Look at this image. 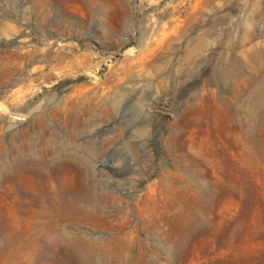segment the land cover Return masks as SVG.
I'll list each match as a JSON object with an SVG mask.
<instances>
[{"label": "rangeland", "instance_id": "obj_1", "mask_svg": "<svg viewBox=\"0 0 264 264\" xmlns=\"http://www.w3.org/2000/svg\"><path fill=\"white\" fill-rule=\"evenodd\" d=\"M65 102L81 130L48 115L45 147L87 159L99 211L68 228L92 251L32 264H264V0H0V226Z\"/></svg>", "mask_w": 264, "mask_h": 264}, {"label": "bare ground", "instance_id": "obj_2", "mask_svg": "<svg viewBox=\"0 0 264 264\" xmlns=\"http://www.w3.org/2000/svg\"><path fill=\"white\" fill-rule=\"evenodd\" d=\"M120 79L122 78L110 81L105 78L104 82L111 85L121 81ZM71 108V103L65 102L60 107L41 111L33 117L30 123L33 128H38V138L31 145L27 141L30 132L23 134L24 140L18 145L17 157L14 160L16 170L12 175L7 174L3 179L6 210L0 226V257L4 262L8 260L16 261L18 264H32L34 256L46 257L61 251L77 253L92 251L90 242L81 236L80 232L72 233L68 228L75 224L82 214L99 211L96 208L97 197L86 179L88 162L85 163V160L87 159L84 155L75 152L71 156V161L62 160L54 165V160L52 161L49 154L50 149L45 147L47 131L44 130V124L46 116L57 117L66 128L68 126L69 129L66 130L68 136L74 137L73 133L80 128L82 110L78 111L77 109L76 112H72ZM83 112L87 114L89 111ZM72 114L75 119L69 122ZM59 119L58 121H60ZM89 120L91 121V119ZM29 148H32L34 153L25 156L24 151ZM53 151L55 152V150ZM68 169L78 172L79 182H75L76 184L72 187H67L66 184L68 180L66 170ZM22 175H24L23 178ZM103 197L101 196V199ZM110 197L115 199V197ZM121 237L122 235L116 234L112 239L119 240Z\"/></svg>", "mask_w": 264, "mask_h": 264}]
</instances>
